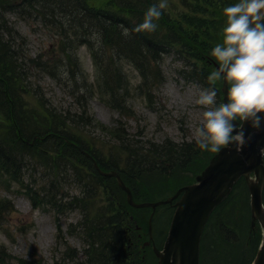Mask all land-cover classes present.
Segmentation results:
<instances>
[{"label": "trees", "instance_id": "obj_1", "mask_svg": "<svg viewBox=\"0 0 264 264\" xmlns=\"http://www.w3.org/2000/svg\"><path fill=\"white\" fill-rule=\"evenodd\" d=\"M235 2L170 0L162 11L156 31L137 32L134 26L142 21L144 12L156 0H0V172L3 171L12 183H18L20 189L31 190L28 181L23 186L21 171L24 166H20V162L29 157L33 165L44 168L49 177L46 185L44 182L38 184L39 194L43 199L48 197L51 200V209L56 213L70 208L79 213V221L71 231H79L83 248L80 257V253L74 251L75 255L70 259L82 258L83 264H147L149 259L148 251L140 249L144 234V220L140 214L145 209L136 210L128 206L126 196L115 179L97 174L81 151L88 152L101 168L119 173L137 202L154 199L166 192L163 188L157 190L156 187L162 186H157L158 183H148L146 187L144 175L152 176L159 172L162 179L170 182L172 167L189 163L194 147L178 146L170 140L154 148L151 143L146 147L138 146L137 142L129 145L119 127L108 129L90 116L81 94H77V113L63 114L50 110L26 82L24 57L19 49V41L23 43V39L14 32L6 15L30 24H40L43 30L56 37L57 47L50 51L55 58L51 66L39 64L40 59H30L51 77L57 76L61 66H65L68 75L78 70L75 47H86L99 73L97 95L107 105L122 112L120 93L125 80L118 70L120 60L127 61L139 71L142 84L153 85L158 78V71L154 69L164 56L170 55L182 61L181 69L185 71L180 72L186 80H195L208 87L207 81H211L209 77L214 71L211 60L217 63L210 54L211 49L223 38L222 28L226 21L223 7ZM122 26L129 28L127 36L122 34ZM111 65H116L111 70L113 72L109 71ZM74 85L78 91L81 90V84L74 81ZM84 90L90 93L89 87ZM31 95L37 100L28 106L26 96ZM80 126L108 132L109 137L115 140L112 146L107 147L109 154L77 133ZM66 175L68 182L79 188V193L57 198L59 179L66 178ZM26 179L31 182L35 177L29 174ZM241 183V180L237 182L233 192L205 224L206 228L217 230L222 220L229 229L231 241L236 232L232 221L239 213L232 216L231 209H226V218L219 211L232 203L234 192L241 191ZM103 193L105 197H102ZM3 211L10 209L2 201L0 215ZM206 234L200 246V254H205V264H222L209 255L206 257L209 250ZM215 236L220 239V231ZM239 243L230 251L253 248L247 243L246 247L239 249ZM244 258L237 264H249V251ZM2 261L3 252L0 251V264Z\"/></svg>", "mask_w": 264, "mask_h": 264}, {"label": "rangeland", "instance_id": "obj_2", "mask_svg": "<svg viewBox=\"0 0 264 264\" xmlns=\"http://www.w3.org/2000/svg\"><path fill=\"white\" fill-rule=\"evenodd\" d=\"M168 2L170 0H167ZM6 17L11 21L14 32L23 39V43L19 41L21 43L19 49L24 57L26 82L31 88L30 90L36 93L53 112L77 113L76 94L78 93L84 96V103L90 116L108 129L119 127L129 145L137 142L139 146H146L147 142L157 143L168 139L176 144L195 142L193 132L196 125L202 120L205 110V106L198 105L196 100L205 87L200 83L187 81L181 76L182 61H178V58L170 55L162 58L163 60L154 69L158 71V78L156 81L154 80L153 85L142 84L139 72L135 70L133 65L120 60L118 70L123 74L125 80L120 93L123 100L121 112L98 99L96 84H94L97 75L86 49L75 47L78 51L75 55L78 70L75 69L72 75H68L61 66L58 75L52 78L42 72L38 65L32 64L30 59H40L39 64L46 65L47 63L48 66H51L55 58L50 50H55L57 47L56 37L43 30L40 24H30L12 15H6ZM115 67L116 65H111L109 71L113 72L111 70ZM74 81L77 85H82L81 90L76 91ZM221 82L222 79L208 81V88L215 87L217 89V103L222 102V93L219 90ZM85 87H89V94L85 92ZM228 87H230L229 84ZM26 99L28 106H32L33 102L37 100L34 95L26 96ZM78 130L77 133L93 142V146L102 147L101 149L105 151L106 155L109 154L107 147L115 143V140L109 137V133L101 129L80 126ZM206 156L207 153L204 152L199 163H192L195 168L203 167ZM25 163H27L26 166ZM33 163L29 157H25L20 162V166H24L21 171V174L24 175L23 186L28 181V188L31 190L20 189L18 183H12L3 171L0 172V200L3 199V203L7 204L10 209V211H3L0 215L2 264H83L82 258H69L75 255L74 251L80 253L83 248V242L78 235L79 231L77 229L74 230L75 232L71 231L79 221V213L70 208L55 214V211L51 209V200L48 197L43 199V196L39 194L40 187L38 188L39 183L44 182L46 185L49 176L47 172H44V168L35 166ZM175 171L176 174H182L187 179L186 181H191L186 170L180 172L179 169H175ZM81 172L83 174V171ZM29 174H33L35 177L31 182L26 179ZM153 174L152 176L150 174L144 175L146 178L143 184L146 187H148V183H158L157 186L161 184L162 186L156 188L157 190L165 189V193L161 192L166 195L165 197H169L172 191L181 188L184 185L183 182H186L183 180L176 182L171 178L170 182L167 183L166 179H162L159 173L154 172ZM66 176L64 179H59L57 198L59 196L67 198L79 193V188L68 182L69 177ZM241 184L242 186L239 188L241 191L234 192L232 203L227 205L225 210L219 212L224 214L226 218L228 215L226 209H231L232 216L239 213L236 220L232 221V225L236 227V232L241 238L238 247L241 249L242 246L246 247L249 244L250 248L251 246L253 248L252 250L229 251V255L221 252L222 264H233L234 262L237 264L244 261L248 251L252 260V256L257 250L256 245L262 236L260 232L251 230L249 196L245 184ZM104 195L103 193L102 197H105ZM169 214L170 210L162 206L156 210L153 216L156 218V223L152 234L158 247L163 240ZM140 215L143 217V231L146 233V224L150 213L144 210ZM154 218H152L151 225L154 223ZM256 226L259 229V226ZM144 235L146 238V234ZM255 243L257 244L255 245ZM237 245L234 247L237 248Z\"/></svg>", "mask_w": 264, "mask_h": 264}, {"label": "clouds", "instance_id": "obj_3", "mask_svg": "<svg viewBox=\"0 0 264 264\" xmlns=\"http://www.w3.org/2000/svg\"><path fill=\"white\" fill-rule=\"evenodd\" d=\"M167 0H156L134 26L137 32H153L159 28V18L167 8ZM226 17L222 42L211 49L217 68L209 79L223 78L227 101L217 103L215 87L202 89L196 103L205 106L202 120L193 136L200 149L219 151L221 146H234L237 152L248 143L252 134L237 126V119L248 127L264 130V0H236L223 7ZM127 36L129 28L122 26Z\"/></svg>", "mask_w": 264, "mask_h": 264}, {"label": "water", "instance_id": "obj_4", "mask_svg": "<svg viewBox=\"0 0 264 264\" xmlns=\"http://www.w3.org/2000/svg\"><path fill=\"white\" fill-rule=\"evenodd\" d=\"M217 68V66L215 65ZM223 79V78H222ZM223 101H227V82L223 80ZM237 123V122H236ZM239 127H244L246 135L252 134L251 140L242 150L237 152L234 146H224L220 149L195 178L196 183L181 187L170 199L159 202L134 203L129 188L124 185L117 173L101 172L97 164L95 169L104 176H114L121 189L127 195V202L134 208H152L160 204L171 203L180 194L175 203V211L170 223L167 239L162 252L155 250L158 264H199L198 244L200 234L211 211L226 199L232 186L238 178L243 177L250 194L252 226L258 221L262 228V242L252 264H264V209L261 192L264 184V167L262 150L264 149V130L257 131L248 127L243 121ZM239 123H237V126ZM252 173V177L250 174Z\"/></svg>", "mask_w": 264, "mask_h": 264}]
</instances>
